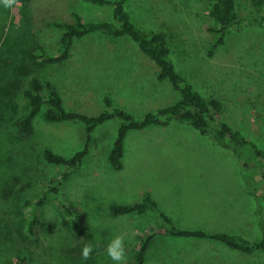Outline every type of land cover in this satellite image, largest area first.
<instances>
[{
  "label": "rangeland",
  "instance_id": "1",
  "mask_svg": "<svg viewBox=\"0 0 264 264\" xmlns=\"http://www.w3.org/2000/svg\"><path fill=\"white\" fill-rule=\"evenodd\" d=\"M125 8L142 30L165 32L192 86L219 98L221 120L264 150V27L230 29L210 51L215 37L204 0H128ZM72 12L85 22L113 20L111 6L85 0L0 4V264H116L106 246L117 235L124 236L126 264H135V251L150 234L143 264H264L263 251L242 253L211 239L152 232L161 223L152 210L113 215L110 209L149 194L178 227L257 240L263 165L248 149L235 152L172 120L128 131L122 168L115 170L108 154L121 119L112 116L94 128L81 163L67 168L48 164L43 150L64 157L81 150L82 123L46 122L40 112L29 134L19 132L32 78L50 81L69 110L89 115L110 110L106 97L138 118L179 98L126 36L93 32L75 39L64 61H37L34 53L58 52L60 29L51 23H71ZM58 181L57 191L49 190ZM33 218L39 222L30 231ZM85 244L93 247L87 260Z\"/></svg>",
  "mask_w": 264,
  "mask_h": 264
},
{
  "label": "trees",
  "instance_id": "2",
  "mask_svg": "<svg viewBox=\"0 0 264 264\" xmlns=\"http://www.w3.org/2000/svg\"><path fill=\"white\" fill-rule=\"evenodd\" d=\"M26 2L28 0H18ZM99 5L112 7L111 21L85 22L82 17L72 12V22L51 23L60 29L58 37V52L54 55L41 51L34 53L33 57L44 64H53L64 61L68 56L75 39H80L93 32H101L112 37H129L139 50L149 58L157 67V80L168 81L174 90L179 92V98L173 103L162 106L156 111H147L141 117H135L126 109L113 105L110 98H105L104 103L110 110H104L95 115H89L76 110H69L55 86L46 79L32 78L24 95L28 101V111L18 121V129L22 134H29L32 129V121L40 112L46 122L76 121L84 126L83 148L70 157L54 153L51 149L43 150V159L54 166L73 168L81 163L82 158L88 152V145L92 138L94 128L112 116L121 119L117 127L116 137L109 150L108 160L113 169L122 168L124 153V139L130 130H141L148 126H165L172 120L187 124L197 130L203 136H210L213 141L222 147H227L235 152L240 149H248L254 156L260 159L263 165L262 176L264 178V150L238 130L231 128L221 120L223 102L214 96H204L199 93L192 83L183 74L178 60L174 57L175 45L162 30L144 31L131 19L125 8L128 0H85ZM207 4L208 15L213 25L209 31L215 37L211 47L212 51L217 45L223 44L224 38L230 29L239 30L244 24L259 25L264 27V0H204ZM176 52L178 50L176 49ZM178 54V53H177ZM61 177L65 178L66 174ZM58 181L49 190L56 192ZM113 215L118 214H142L146 210L156 212L161 223L156 231L164 232L172 236L196 237L222 242L231 249L242 253L264 252V220L261 223V238L247 239L239 234L229 232H209L202 228L178 227L171 217L159 207L156 200L149 194H144L140 201L129 205L113 204L110 207ZM39 222L37 218L29 221L27 227L31 231L32 226ZM151 234L141 242L140 248L135 251V264H143L145 251Z\"/></svg>",
  "mask_w": 264,
  "mask_h": 264
},
{
  "label": "clouds",
  "instance_id": "3",
  "mask_svg": "<svg viewBox=\"0 0 264 264\" xmlns=\"http://www.w3.org/2000/svg\"><path fill=\"white\" fill-rule=\"evenodd\" d=\"M18 0H0L5 8H12L16 5ZM93 247L91 244H85L81 249V256L83 259L87 260L91 257ZM106 252L108 257L116 262V264H126V250L124 246V236L117 235L109 241L106 246Z\"/></svg>",
  "mask_w": 264,
  "mask_h": 264
}]
</instances>
